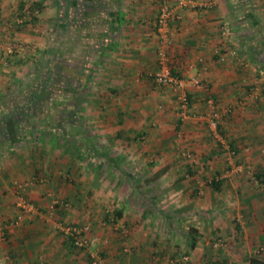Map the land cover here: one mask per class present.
<instances>
[{"label":"crops","instance_id":"0c3cea01","mask_svg":"<svg viewBox=\"0 0 264 264\" xmlns=\"http://www.w3.org/2000/svg\"><path fill=\"white\" fill-rule=\"evenodd\" d=\"M29 1H0L3 13L0 18L2 74H11L13 62L9 60L12 58L13 44L19 39L6 29L17 23L19 7L22 5L24 10L37 3L40 9L35 14L41 15L48 4L46 0ZM58 1L59 7L54 8V17L58 11H63L66 2ZM25 2L29 4L24 5ZM102 3L106 16L111 7L110 0H103ZM173 6L174 18L167 53L171 71L179 77L197 76L207 86L208 95L213 97L220 112L216 135L208 129L205 120L207 94L188 91L190 109L182 119L174 109L171 92L159 89L155 84L154 75L159 69L157 51L160 43L155 31L159 0H118L117 12L123 17L115 29L117 34L106 37L111 47L104 51L103 59L95 63L101 62L102 66L97 70L103 72L105 77L103 84L107 93L104 99H98L105 111L103 116L89 117L88 125L92 133L90 138H102L103 146L90 145L84 150L77 148L72 172L75 170L73 174L76 180L81 174L83 177L80 179L83 180L87 173L96 180L97 172L105 173L99 177V180H105L107 176L113 179L118 174L117 169L132 167L141 171L140 177L144 179L155 178L157 182L173 183L172 178L183 176L187 185L205 184L209 187V199L204 197L193 206L186 204V208L172 207L169 211L153 207L147 213L144 209L140 211V206L135 211L128 210L126 202L134 197L121 199L116 205L119 208L117 220L130 228L132 237L129 246L137 254L125 258L126 261L119 257L117 261L118 253L116 255L114 251L110 264H264V250L260 251L261 247L264 248V0H191L182 7ZM92 19V16L89 17L83 25L91 29ZM221 25L231 28L228 42H223L220 37ZM54 28L58 32L60 25L56 23ZM89 32L85 28L71 34L62 32L60 44L66 45L64 49L70 51L74 58L83 56L81 49L92 38V34L88 38L84 36ZM58 37L61 38L60 35ZM22 42L29 43L26 39ZM44 46L46 53L49 44L46 42ZM7 59L8 63H4L6 69L3 70L1 64ZM17 68L14 66V69ZM38 68L39 65H36L35 73L39 72ZM21 84L15 92L22 90L24 94L27 82ZM13 85L10 76L0 83V109L6 106L12 110L25 104L29 93L17 102L10 98L14 92ZM96 128L101 129L100 133L95 131ZM18 145L15 143L10 148H0V159L2 154L16 153L18 147L21 155L28 148L23 149ZM230 153L233 155L230 156ZM179 154H189L190 165L183 167ZM83 161L86 164L82 168L80 164ZM30 166L13 161L0 168V264H39L40 260L36 259L39 252H45L43 257L47 258L44 259L46 264H67L63 259L65 253L58 255L54 252L64 243L61 239H52L53 228H58L52 225V219L57 215L54 217L55 213L51 215L47 212L39 217L42 219L35 220L33 215L22 217L16 208L19 205L16 193L28 188L31 198L40 203L49 197L44 193L48 190L42 191L41 186H33L38 182L33 176L41 170L45 172L46 166L42 168L41 163ZM59 167L67 168L66 165ZM84 169L88 170L87 173ZM106 170L112 174H106ZM132 176L123 177L131 180L137 178ZM15 178H19L18 183L20 179L25 182L22 186L24 190L15 189ZM211 182H217L218 189L214 190ZM59 184L55 185V195L60 192ZM103 197L107 198V195L100 198ZM198 205L204 210L197 209L195 206ZM212 206L215 207V222L221 225L220 233L225 246L217 249L214 257L209 258L210 248L206 247L205 242L208 229L202 221H195V217L201 216V211L203 217L213 215ZM189 207L192 210H188ZM132 212L142 217V227L134 228ZM188 217L195 222L187 221ZM12 218L24 222L14 229L4 222ZM172 221L177 227H173ZM186 221L191 222L189 228L179 224L184 225ZM190 229L198 237L194 249L188 248ZM102 232L108 233L109 230L101 229L97 234ZM172 233L175 236L179 233L180 240L174 237L172 241ZM160 235L162 242H153L154 236ZM168 237L171 241L166 240ZM145 247L147 252L150 248L156 249L152 258L147 256L148 253H142ZM183 255L187 256L186 261L181 260Z\"/></svg>","mask_w":264,"mask_h":264},{"label":"rangeland","instance_id":"374dc122","mask_svg":"<svg viewBox=\"0 0 264 264\" xmlns=\"http://www.w3.org/2000/svg\"><path fill=\"white\" fill-rule=\"evenodd\" d=\"M29 2L31 3V1ZM46 2L48 4L43 8L42 14L39 13L40 11L38 12L41 15H37L35 14V12L31 13L30 11H28V8L30 7L29 5L26 7L27 9L23 10L22 14V18H26V20L22 24L15 23L17 25L14 24L12 28L7 27L6 29L10 31V33H14V35L18 37L17 40L19 39V41L13 44V54L11 60H3V63L1 64L4 70L7 66L6 64L4 65V63H8V60L11 63L13 62L10 68V75L6 72L4 74L0 72V83L4 82L5 79L8 78V76L13 79L14 85L12 90L14 89V92H12L13 94L10 95V98L14 101L16 100L15 102L26 97L27 93H29V91L31 90L29 87H34L36 80L39 79L38 77H41L40 75L38 76L37 72L35 73V66L39 65V74H44L46 72V69H48L45 62L50 56L45 53L43 49L46 42L47 44H49V47L55 45L53 43V31L56 15L54 17L55 5L53 4V2L51 0H46ZM49 3L51 4L49 5ZM26 4L29 3L25 2L24 5ZM0 12L3 15L1 9ZM16 13L19 15L20 11L18 10ZM18 15L17 18L15 16L14 18L19 19ZM28 18L30 19V21H28ZM57 38L59 39H57L58 41L61 40L60 37ZM24 39L29 41V43L22 42V40ZM60 48L63 51L65 45H61ZM100 64L101 62L91 67L89 79L86 84H84L83 90H81L78 99L79 106H77V119L72 122L67 120L64 121V123H58V121H56L57 114H55L54 117L50 113L49 115L42 116H40L41 113L37 114L34 118L35 120L31 121V124L45 127L47 131L38 132L33 130L32 133H25L24 136L22 135L20 141L16 142V144H19L18 146H21L20 148L24 149V147H28L29 149H31V152L28 148H26V150L21 152V155L18 147V151H16V153L12 152L11 154H2L3 156L0 159V168L5 167V165L13 161L16 164L20 165L29 164L32 166L33 164L40 165L41 163L42 168L43 166H46L45 172L41 170L39 171L41 174H38V172L35 176H33V178L38 179V182L34 183L33 186H41L40 189L42 191L44 189L48 190L44 193L49 195V197L41 203L34 200L29 195L28 191L30 190V188H28L29 190L27 189L25 191H22L24 190V187L22 186L25 182L20 179L21 182L18 183L19 178H15L16 180L13 183V186H15V189L22 191L20 193H16L19 198V205L16 208L19 209V213L20 215H22V217L33 215L35 217V220L42 219L39 217L44 216L47 212H49L51 215L55 213L53 215L54 217L55 215H57L55 219H52V225L58 227L53 228L52 239H61L64 243L60 249L58 247L57 251L54 252H57L58 255L60 253H65V257L63 259L67 264H70L69 262H73L76 264H93L94 261H97V264H110V260H112L110 256L114 258V251L116 255L118 253L117 261L119 257H122L125 260V258L127 257L136 256L137 252L134 249L132 252V246H129V239H131L132 237L130 228L124 226L122 223H119V221L117 220L119 208H117L118 206L116 205L120 203L121 199L133 196L134 198H131L132 201H128V203L126 202L127 209L135 211V209L140 206L141 208H138L140 211L144 209V211L148 213V210L153 209V207H157L156 209L162 211H169V209H172V207L186 208V204H192L193 206V204L199 203L197 202L199 201L198 199H203L204 197H207V199H209V195H211V192H207L209 188L208 186H205V184L203 186H199L197 184L187 185L183 176L172 178V181H174L173 183H164L161 182L162 180H158L159 182H157L154 181L156 180L155 178H141V171H138L131 166H129L131 168L128 169H117L118 174L114 176L113 179L107 176L105 177V180L103 178L99 180V177L103 176V174L105 173L98 174L97 172L95 174L96 180H94V176L91 177L87 173L88 170L84 169L87 173L85 174L86 176L84 177V179H80L83 177L81 174V177L76 180L77 178H75L74 176L75 170L74 172H72V168H74V166H72L74 158H69L66 154H64V148L70 145L72 147V150H74L75 148L84 150V148H90V145H94L96 147L103 146L101 142L102 138H97L98 136H94L95 138H90V135H92V133L88 128L89 117L96 118L97 116H103V113L105 111L102 104H100L102 102L98 101V99H104L105 94L107 93L105 90V84H103L105 82L104 73L97 70L100 66H102ZM14 66H18V68L14 69ZM22 82H27V84L25 85L26 92L24 94L22 93V90L15 92L18 87L22 86ZM24 103H21V105ZM46 110V108H43L44 112ZM37 116L39 118H37ZM98 119L99 118H97V120ZM95 131L100 133L101 129L96 128ZM94 135H96V133ZM56 138L58 139L57 141ZM64 145L67 146L65 147ZM178 156L182 160L183 167H186L185 165H190L189 160H191V156L190 158L187 157V154L182 156L179 154ZM34 159L35 162H33ZM84 161L83 164H80V167L82 168L84 167V164H86V162L84 163ZM60 165H66L67 168L62 169L61 167H59ZM107 172L110 173V170H106V174H108ZM110 174H112V172ZM125 175H133L134 177H137L139 179H125V177H123ZM151 180H153L154 183H152ZM55 181L60 183L59 188L61 189H59L60 192L58 191L59 193L57 195L54 194L55 185L58 184H55ZM103 195H107V198H100ZM93 201L96 202L94 203ZM200 205H202V203ZM200 205L195 207L199 210H204ZM212 208L213 210H211V212L214 213L213 215H210L209 217H203V211H201L202 213L199 211V213H201V216L198 215L197 219L195 217V221H202L203 225L208 229L205 242H207L206 247L210 248L208 251L209 258L214 257V254H216L215 251H217V249H215L213 245L217 239H221L225 244L224 239L221 238V225L215 222V207L212 206ZM188 210H192V208L189 207ZM93 212L96 213L92 217ZM134 214L135 212H132V215L135 217L132 219V222L134 228L137 229L140 226L142 227L143 219L142 217L137 216L138 214ZM88 216L90 217V219L88 218ZM104 216H106V218H104ZM91 217L92 219L96 217V219L92 220ZM107 218L109 219L107 220ZM189 218L190 217H188V219L186 220L195 222L193 218ZM187 221L184 225H182L181 223L179 224L181 226H186L189 228L191 222L187 223ZM4 222H8L6 224L7 226L18 229V226H20L24 221H22V219L19 220L18 218H12L5 220ZM172 224L174 225L173 227H177V225L173 221ZM71 226L90 227V230L88 233H86L85 238H93L95 239V243L89 245V247L87 248H76L71 245L69 239L64 236L62 231V229L64 230L65 228ZM101 229H108L109 232H102L101 234H97L98 230L100 231ZM160 237L161 235L154 236L153 242L155 241V243L158 244L161 243L162 241ZM174 237L177 241L180 240L179 233H177L176 236L173 233L171 234L170 238L172 239V241L174 240ZM1 238L2 235H0V239ZM170 238L168 237L166 238V240L168 239L167 241H171ZM148 239H150L149 236ZM157 240L160 242H158ZM117 243H119L118 246L116 245ZM224 246L219 249L224 248ZM155 250L156 249L154 248H150L147 252V248L145 247V249L142 250V253H148L147 256L152 258ZM43 255H45V252H39V255H37L36 259L40 260L39 264H46L44 262V259L47 260V258H45V256L43 257ZM47 255L50 256L51 253H47ZM184 257L187 256L183 255L181 258L182 261H186ZM51 259L56 260L53 257ZM108 260L110 262H108ZM115 264L117 263L115 262Z\"/></svg>","mask_w":264,"mask_h":264},{"label":"trees","instance_id":"16d2710c","mask_svg":"<svg viewBox=\"0 0 264 264\" xmlns=\"http://www.w3.org/2000/svg\"><path fill=\"white\" fill-rule=\"evenodd\" d=\"M51 1L55 7H59L58 0ZM87 2H90V4H86ZM92 2H94V5ZM102 2L103 0H66L63 11L57 12L55 18L57 22H54V25L56 26V23H58L60 28L58 32L53 31V43L55 45L46 49V53L50 56L45 62L48 69H46L44 74H39L40 71L38 72V76L40 75L41 77H38L39 79L36 80L34 87H31L32 89L29 91V95L22 107L9 110L5 106V109H0L1 149L12 147L27 132L31 133L33 130L38 132L47 131L45 127L31 124L37 114L41 113L40 116H42L50 113L53 117L57 114L56 121L58 123H64L67 120L72 122L78 118V99L84 84L89 79L91 67L103 57L104 51L110 49L111 43L108 42L106 37L113 33L117 34L115 29L119 26L123 17L117 12L118 0H110L111 7L106 16L103 12ZM39 9L38 4L33 3L28 8V11L34 13ZM19 11V19H21L23 17L22 5L19 7ZM91 16L93 19L90 29L88 25L83 24ZM79 28H85L87 32L90 31L89 35L84 36L88 38L92 34V38H89V41H86L83 45L81 49L84 52L83 56L74 58L70 51L64 49L62 51L60 48L61 41H58L57 37L60 35L62 40V32L71 34L77 32ZM98 33L100 34L98 35ZM43 108L47 110L44 112ZM37 118L39 117L37 116ZM64 146L66 147L67 145ZM63 153L69 158L76 157L77 148L72 150L69 145L64 148ZM216 184L217 182H211V187L214 190L218 189ZM188 233L191 234L188 248L194 249L198 237L195 235L194 230L190 229ZM208 264H217V262Z\"/></svg>","mask_w":264,"mask_h":264},{"label":"built area","instance_id":"2783aa9c","mask_svg":"<svg viewBox=\"0 0 264 264\" xmlns=\"http://www.w3.org/2000/svg\"><path fill=\"white\" fill-rule=\"evenodd\" d=\"M191 0H159V9L157 13V19L155 24V31L159 41V48L157 51L158 56V72L154 75V81L157 87L169 90L174 99V109L183 119L189 113V100L188 91H200L207 94L205 98V105L207 109V114L205 117L208 129L216 135L218 121L220 118V112L214 101L213 97L208 95L209 90L207 86L202 82V80L197 76H185L179 77L172 74L170 67V58L168 56L170 47V37H171V24L174 18V6L176 4L178 7H182L185 4H189ZM28 14V12H27ZM2 17L0 12V18ZM26 18L18 19L17 24H22ZM28 21L30 19L28 18ZM219 34L221 39L226 42L231 38V28L229 25H221ZM233 153H230L232 156ZM190 158V155L187 154ZM30 210V209H29ZM90 230V227H67L63 231L65 237L70 240L71 245L76 248H87L89 245L95 243V239H86L85 235ZM225 244L221 239H217L214 243V248L219 249ZM264 248L261 247L260 251ZM186 260V257H184ZM93 264H97L94 261Z\"/></svg>","mask_w":264,"mask_h":264},{"label":"flooded vegetation","instance_id":"af4514ba","mask_svg":"<svg viewBox=\"0 0 264 264\" xmlns=\"http://www.w3.org/2000/svg\"><path fill=\"white\" fill-rule=\"evenodd\" d=\"M86 4H90V2H87ZM92 4L94 5V2H92ZM87 7V6H86ZM88 9H89V7H87ZM87 8H84V9H87ZM73 11V10H72ZM73 13V12H72ZM54 31H56L55 30V28H54ZM54 33V32H53Z\"/></svg>","mask_w":264,"mask_h":264}]
</instances>
